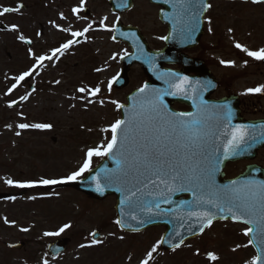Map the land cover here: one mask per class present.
I'll return each mask as SVG.
<instances>
[{
  "label": "rangeland",
  "instance_id": "1",
  "mask_svg": "<svg viewBox=\"0 0 264 264\" xmlns=\"http://www.w3.org/2000/svg\"><path fill=\"white\" fill-rule=\"evenodd\" d=\"M20 3L27 5L19 11L21 15L0 16V24L5 25V29L0 30V191L8 187L5 179L57 178L76 170L83 163L89 147L111 139L110 130L101 131L120 118L119 109L111 101L123 104L127 94L143 85L144 73L139 66H133L128 72V85L121 90L113 86L108 91L107 82L117 75L121 68L120 58L129 47L123 41H114L111 38L113 32L99 28L102 18H108L105 23L109 26L118 16L123 24L137 27L151 49L162 48L163 40L158 37L166 33L157 18L159 8L147 0H134L129 11L119 13L110 9L108 0H84L83 9L88 6L90 15H85L83 9L73 14L72 8L79 7L80 0H0V8L16 7ZM210 4L201 44L211 48V69L218 72L238 68L239 55L246 54L235 44L252 50L255 44L259 45L260 39L264 41L263 9L248 2L215 0ZM88 23H92V30L81 38L80 43L73 44L59 59L46 60L44 67L37 69L39 74L31 76V83L37 88L35 101L26 104L24 109L8 107L9 102L27 87L18 85L6 95L15 82L13 78L31 63L27 57L22 58L27 47L18 37L23 35L41 45L40 54H49L58 43L72 39L70 31H81ZM13 24L18 26L17 30L10 29ZM65 28L70 31L61 30ZM113 53L119 54L116 59H111ZM24 59L25 63H21ZM222 60L234 63L222 64ZM97 68L102 71H95ZM98 84L101 93L97 97L80 99L84 94L77 92V88ZM87 99H92L93 103L88 104ZM20 123H47L52 127L19 129ZM9 143L10 146L4 145ZM39 155L41 157H36ZM262 155L259 154L255 162L261 159L264 165ZM101 159L92 157V167ZM245 163H233L226 169V175L240 172ZM49 186L32 190L18 202L0 204V264H43L45 259L48 264H139L152 244L161 238L162 227L139 233L121 231L115 224L113 196L92 200L69 187L57 190ZM65 223L71 227L59 236H44L45 232H54ZM245 227L230 221H216L201 236L184 242L175 251H166L160 246L150 264H245L255 256L252 246L233 251L237 244H247L248 237L242 234ZM96 229L102 235L98 239L101 243L92 244L89 234ZM65 236L69 238L65 251L50 256L46 244ZM23 240L26 251L10 250L6 246ZM208 252H214L218 259L209 260Z\"/></svg>",
  "mask_w": 264,
  "mask_h": 264
},
{
  "label": "snow or ice",
  "instance_id": "2",
  "mask_svg": "<svg viewBox=\"0 0 264 264\" xmlns=\"http://www.w3.org/2000/svg\"><path fill=\"white\" fill-rule=\"evenodd\" d=\"M252 2L264 3V0H252ZM164 3L170 4L173 9L171 14H165V19L172 20L173 31L183 39H191V35L199 26L201 15L212 7L206 0H164ZM83 6L84 0H80V6L72 8L73 14L80 13ZM123 6L127 7V0H124ZM20 7V5L2 7L0 8V16L19 12ZM61 18H64L63 14H61ZM107 19L104 17L99 21V28L109 32L116 31L115 22L109 26L105 23ZM116 19L119 20V17L117 16ZM51 23L54 27L60 28V25L55 24V22ZM209 23H211L210 20ZM9 27L11 30L18 29L15 24ZM61 30L70 31L67 28ZM91 30L92 23H88L81 31H70L72 39H68L58 48L51 49L49 54L36 56L29 49V55L34 58L35 63L13 78L15 82L8 88L6 95L12 93L26 78L38 74L37 69L44 67V61L59 59V56L63 55L73 44L81 42L77 39L78 37H84ZM231 31L229 29V32ZM121 35L125 34L121 33ZM132 35L134 36V34ZM170 35L161 36L158 39L168 40ZM111 38L116 39L115 35ZM18 39L25 40V37L20 35ZM27 42L30 43L31 41ZM235 47L255 60H264V48L250 50L240 43H236ZM117 55L119 54L113 53L111 59H116ZM123 55L126 56L127 52H124ZM150 60L151 58L148 62ZM221 63L231 65L234 62L222 60ZM95 71L99 72L102 69L97 68ZM118 76L119 73L108 80L109 92ZM157 78L165 79V82L174 91L150 88L147 83L138 88L134 94L136 104L133 105L131 112L125 113L126 118L117 119L108 128L101 129L102 132L110 130L111 139L106 143L89 147L85 152L83 163L76 170L60 178L41 177L38 180L27 181L5 179V183L20 188H32L77 181L84 173L91 170L92 157H110L115 161L116 168L106 174L105 186H111L113 183L131 185L128 188L117 187L116 189L118 192H122L120 201L122 214H126L123 206L127 205L129 208H139L145 214L143 217L131 215V220L137 221L140 225L150 221L153 215H175L178 211L181 212L180 218L183 220L184 213L181 206L189 205L195 210H189L186 215L189 219L195 218L194 222L199 226V233H203L206 228L211 227L216 219H230L235 223L245 224L247 227L242 229V234L249 237L247 244H237L233 251L241 247L253 246L256 248V255L250 261H245V264H264V181L256 179L233 180L225 185H217L215 182V174L219 170L218 165L241 151L253 147L258 139L264 140V133L257 136L250 134L248 125H232V111L227 104L215 106L220 109L216 113L210 112V106L202 99L201 89H193L196 93L195 97L188 95L187 89L191 87V84L187 76L178 77L175 72H167L158 75ZM173 80L176 82L172 83ZM56 83H60V81H56ZM196 84L200 85L201 82L197 81ZM211 86V82H205L201 87L206 89ZM76 91L84 94L80 99L97 97L101 93V86L99 84L95 87L82 86ZM260 92H264V85L246 89V93ZM181 94L193 100L195 112H169L167 110L163 96ZM197 97H199V102H197ZM19 99L20 101L27 100L28 95L20 96ZM16 103L17 101L12 100L8 107H12ZM87 103H93L92 99H87ZM100 103L103 104L104 101L101 100ZM111 103L117 109L124 108V105L118 101L113 100ZM221 124L225 129L222 135L226 138L221 142L222 154L216 155L220 150L221 143L214 144L213 141L221 140L220 135L215 134V130ZM17 127L19 129H49L52 125L47 123H20ZM252 127L254 129L255 126ZM16 134L19 135L20 133L17 132ZM92 180L96 182L95 190L103 193L104 187L97 180V177L92 176ZM137 184L141 186L137 187ZM149 185H154L159 191L155 193L145 191ZM125 192L126 195L123 194ZM175 192H192L193 200H182L175 209L171 207L162 208V204L170 205L173 203L171 196ZM5 223L8 221L5 220ZM115 223L121 228L127 227L132 231L140 230L133 228L131 224H125L121 219H117ZM70 227V224L65 223L54 232H45L44 236H59ZM181 227H184L183 223ZM21 230L27 231V229ZM187 230L192 234H197L193 232L191 224ZM172 238H177L178 242L172 243ZM91 243L98 244L101 241L93 239ZM162 243H169L171 249L175 251L184 244V237L176 230L169 234L168 240L161 237L152 244L139 264H150ZM80 247H85V245H80ZM207 257L211 261L218 259L214 252H208ZM43 264H48V261L43 260Z\"/></svg>",
  "mask_w": 264,
  "mask_h": 264
},
{
  "label": "water",
  "instance_id": "3",
  "mask_svg": "<svg viewBox=\"0 0 264 264\" xmlns=\"http://www.w3.org/2000/svg\"><path fill=\"white\" fill-rule=\"evenodd\" d=\"M154 5H157L160 7V10L158 12V18L161 23H163L166 26L167 34L166 36H169L170 38L168 40H164L165 45L163 49L156 51L152 50L150 51L147 47V42L144 40L142 34H140V31L134 27V26H124L121 21H117L116 24V31H113V35H115L116 39L114 41H124L127 42L129 47L131 48V53L127 54L126 56L121 57V63H123L121 70L119 71V76L116 81L113 82L114 87L117 89H122L127 85L128 82V75L127 72L132 68L134 64H139L141 67L142 72L146 75L147 81L144 82L149 85L150 88L155 89H161V90H168V91H174V89L169 87V84L165 82V79H158L157 76L161 75L163 73L167 72H175L178 77L179 76H187L189 78V83L191 84V87H188V95H191L193 97L196 96V93L193 91L194 88H199L202 91V99L205 100L209 93H211L215 87H216V80L210 75L209 70H206L204 63L200 60H192L188 56H184L181 52L182 50H185L186 48L195 47V45L198 44L200 37L203 34L204 27H203V18L204 13L201 15L199 20V26L196 29V31L191 35V39H183L181 38L176 32L173 31V22L171 19H165V14H171L173 12V9L170 4L164 3V0H148ZM210 0H206L208 3ZM229 1H236V0H229ZM240 1H251L252 0H240ZM124 0H109V5L111 10H113L116 13L119 12H126L129 11V9L133 5V0H127V7L123 6ZM86 12L87 9L85 10ZM121 33H124L125 35H121ZM134 34V36L132 35ZM149 58H151L150 62H148ZM179 64L181 66L180 70H173L168 67L167 65H175ZM200 73L199 76L193 78L189 77L188 73ZM200 81L201 84L197 85L196 82ZM176 81L173 80L172 83H175ZM204 82H211V87H207L206 89L202 88L201 86L204 84ZM136 90H133L130 94H128L126 98V103H123L124 108L120 109V119H125V113L131 112L133 105L136 104V100L134 99V94H136ZM176 101L182 102V103H188L191 106L190 112H195L196 108L193 107V100L189 99L188 96L181 94V95H164L163 96V102L164 105L167 107V110L169 112H175L172 108V104H174ZM197 102H199V97H197ZM227 104L232 111V119L231 124L237 125V124H243L249 126V132L250 134H255L259 136L261 133H264V120L263 121H244L239 117L238 111L235 108V105L232 104V102L228 99H220L216 102L209 103V106L211 107L212 111L217 112L220 111V109L216 108L215 106L218 105H224ZM137 110L139 108L137 107ZM252 126H255L254 129ZM225 131L222 124L215 130L216 135H220L221 140L220 141H213V143H221L226 137L222 135V133ZM264 147V140L258 139L257 142L254 144L253 147L248 148L246 151H241L239 154L230 157L229 159L225 160L222 164L218 165V171L215 174V182L217 185H225L229 184L231 181H243L247 179H256L264 181V175L261 171L260 167L256 164L248 166L247 169L244 171L243 174L234 177L233 179H223V167L226 162H232L239 159H253L255 157V153L258 149ZM223 152V147L221 143V147L218 153L216 155H220ZM116 168L115 161L110 157H105L103 161H101L97 166H95L92 170L88 172V174L83 177V179L72 181L68 186L74 187L75 189L86 193L93 199H103L106 195H114L115 196V213L117 215V219H121L125 222V224H131L133 228H139L141 230L147 229L151 226H165V230L163 231L162 237L165 238V240L169 239V234L172 233L174 230L179 231L182 236L184 237V241L186 239H191L201 233H199V226L194 222L195 218L189 219L187 217V212L189 210H195L194 207H191L189 205H183L181 206L182 212L184 213V219L181 220V212L178 211L175 215H166V216H159V215H153L152 219L145 223L144 225H140L137 221L131 220V215L135 214L138 217H143L145 214L140 211L139 208H129L127 205L124 207V213H121V204L120 201L122 199V192H118L116 189L117 187H121L122 189L131 187V185L126 184H119V183H113L111 186H105V176L108 172ZM92 176H96L97 180L101 183V185L104 187L103 193L97 192L96 189V182L92 180ZM141 185L137 184V187H140ZM145 191H152V192H158L159 189L155 187L154 185H149L148 189ZM126 195V192L123 193ZM187 196V197H185ZM7 197L4 194H0V198ZM146 199H152L151 197H145ZM171 200L173 201L172 204H162V208H177V205L180 201H192L193 195L192 192H175L171 196ZM220 220V219H216ZM230 220V219H228ZM215 221V220H214ZM224 221V220H222ZM232 221V220H230ZM233 222V221H232ZM184 224V227H181V224ZM235 223V222H234ZM189 224L192 225L193 232L197 234H192V232H189L188 226ZM120 229L126 231V232H139V231H132L130 228L124 227ZM94 233V235H92ZM91 239H98L101 237L99 231H94L91 233ZM67 238H64L63 240H56L53 243L49 244L47 249L52 255H56L64 250V245H60L59 243L62 241L63 243L67 242ZM172 243L178 242L177 238L171 239ZM21 244H14L12 245L14 248H21ZM165 249L171 250L169 243H162L161 244ZM253 247V246H252ZM253 249L256 252V248L253 247Z\"/></svg>",
  "mask_w": 264,
  "mask_h": 264
},
{
  "label": "flooded vegetation",
  "instance_id": "4",
  "mask_svg": "<svg viewBox=\"0 0 264 264\" xmlns=\"http://www.w3.org/2000/svg\"><path fill=\"white\" fill-rule=\"evenodd\" d=\"M20 5V11L24 10L27 8L26 4L20 3L18 4ZM257 7L260 6L263 9V17H264V3H258V5H256ZM5 7H12V6H5ZM14 15V17L16 15H21L19 12H14V13H7L4 15L7 16H11ZM207 16L205 15L204 18V27L206 26L207 22ZM206 28V27H205ZM1 29H5V25H3L2 23L0 24V30ZM205 33V32H204ZM204 36V35H203ZM82 37H80L81 40ZM263 39V38H262ZM262 39H260L259 45L255 44L254 48L252 50H257L259 48H264V41H262ZM202 40V39H201ZM201 40L200 43L195 46L194 48H189L186 49L183 54L190 56L193 60L196 59H200L203 60V62L205 63V66L211 71L213 77L215 78V80H217V88L208 94V96L206 97V99L204 101L207 102L208 106L209 103H211V101H216L219 99H228L232 102V104L235 105L236 110L238 111L239 117L242 118V120L244 121H248V122H252V121H263L264 120V92H260V93H246V89L248 88H255L258 85H264V60H255L247 55H239L240 58V66L238 68H228L226 70H222V71H213L211 69V62L212 59L210 56V49L207 45L203 46L201 44ZM240 41V40H239ZM261 41V42H260ZM22 43L25 44V46L27 48H25V52L24 55H22L24 57H27L29 61H31V63L29 64V68L35 63V60L32 56L29 55V49L32 50V53L36 56L38 55H44V54H40L39 53V49H41V45H36L35 42H25L24 40H22ZM62 43H58V45L55 48H58ZM53 49V48H52ZM51 50V49H50ZM7 56L10 57V54L7 53ZM25 59L20 61L21 63H25ZM245 61H247V63H245ZM46 62V61H44ZM179 67V66H177ZM28 69V68H27ZM26 69V70H27ZM25 70V71H26ZM40 71H38L39 74ZM200 73H190L188 74V76L190 77H197L199 76ZM35 75V74H33ZM31 77H28L25 79V83L20 84L21 88H24L25 85H27V87L24 89V92L22 94H19L16 98L15 101H17V103L15 105H13L10 108H26V104H30L33 101H35L34 99V93L36 91L37 88L34 87V85H32L31 83ZM205 83V82H204ZM34 89V91H33ZM28 95V99L24 100V101H20V96L23 95ZM173 109L177 112H189L191 110L190 106L188 104L185 103H180V102H176L175 104H173ZM210 112L212 113H216L214 111H212L211 107L209 108ZM7 146H10L11 144H4ZM256 156L254 157V159L252 160H248V159H243V160H236V161H232V162H228L226 163L223 169V176L226 179H232L233 177H236L237 175L241 174L244 172V170L251 165L257 164L261 167V169L263 170V175H264V165L261 164V159L258 160L257 162H255V159L258 157L259 154H263L264 155V147L257 150L256 152ZM262 155V156H263ZM0 157L2 158L1 154ZM36 157H41V155L36 156ZM246 162L245 163V167L243 168V170H241L240 172H236L233 173L231 175H226V169L229 168L233 163L236 162ZM7 168L9 169V166L7 165ZM60 178V177H57ZM44 188L46 186H37V187H32V188H28V187H24V188H20V187H16L14 185H8V187L3 188V190L0 191V193H4V194H8V198H0V204L2 203H9L11 201H15L18 202L20 198H23L25 196H27L28 194H30V192L32 190H37V188ZM48 188L53 189L52 185H50ZM33 223V222H31ZM34 224V223H33ZM164 228V227H162ZM67 237V236H65ZM62 239L64 237H57L55 239ZM24 244L22 246V249L19 250H23L26 251L25 247H26V241L23 240ZM52 242V241H51ZM50 242H48V244H46L45 249L48 252V245ZM6 246L11 250L12 247L10 248L7 244Z\"/></svg>",
  "mask_w": 264,
  "mask_h": 264
}]
</instances>
